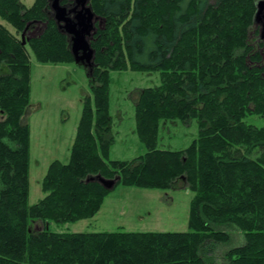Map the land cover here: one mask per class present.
<instances>
[{
  "label": "trees",
  "instance_id": "1",
  "mask_svg": "<svg viewBox=\"0 0 264 264\" xmlns=\"http://www.w3.org/2000/svg\"><path fill=\"white\" fill-rule=\"evenodd\" d=\"M73 0H63L70 4ZM258 0H91L105 19L92 47L96 67L67 163L53 161L30 206V53L42 64L74 62L48 0L28 8L0 0V264H264V58L249 43ZM43 26L26 45L17 34ZM45 24L46 27H45ZM157 71L140 91L136 132L147 152L110 160L111 73ZM257 116L263 125L248 124ZM198 121L183 150L158 148L163 122ZM140 189L193 194L187 232L58 233L54 224L94 218L113 191L92 177ZM40 223L42 229L35 228ZM243 241L217 257V245Z\"/></svg>",
  "mask_w": 264,
  "mask_h": 264
},
{
  "label": "rangeland",
  "instance_id": "2",
  "mask_svg": "<svg viewBox=\"0 0 264 264\" xmlns=\"http://www.w3.org/2000/svg\"><path fill=\"white\" fill-rule=\"evenodd\" d=\"M20 1L28 8L35 2ZM0 23L15 34L8 23L1 19ZM42 30L43 26H39L27 32L26 40L38 36ZM17 35L21 39L22 33ZM249 43L254 49L264 43L260 26H252ZM30 64L31 98L22 121L30 128L29 205L32 206L45 197L41 182L50 164L56 160L69 161L85 98L92 93L88 71L75 62L42 64L30 53ZM259 64L264 66V60ZM0 71L8 72L5 66H1ZM159 85L160 73L157 71L129 68L111 73L109 109L115 143L109 152L110 160L130 161L147 152L136 132L135 107L141 90ZM246 122L258 127L263 125L257 116H249ZM163 124L159 133V149L183 150L199 136L196 119L165 121ZM192 197L193 194L185 188L164 191L119 185L109 194L94 218L67 224L52 223L50 229L58 233L187 232ZM35 228L41 230L42 225L37 223ZM228 232L232 234V243L217 245V257L221 258L225 250L243 241L240 231L231 229Z\"/></svg>",
  "mask_w": 264,
  "mask_h": 264
},
{
  "label": "water",
  "instance_id": "3",
  "mask_svg": "<svg viewBox=\"0 0 264 264\" xmlns=\"http://www.w3.org/2000/svg\"><path fill=\"white\" fill-rule=\"evenodd\" d=\"M48 2L52 18L57 24L58 30L68 38L74 62L86 68L89 77L93 76L96 67V51L92 47V42L98 30L103 28L105 19L93 11L90 4L91 0H73L70 4H63V0H48ZM30 25L31 23H28L22 32L23 45H26L29 40H26L25 35ZM253 25L260 26L261 39L264 40V0L256 2ZM119 179L118 177L108 180L98 175L92 177L90 181H97L106 190L112 191Z\"/></svg>",
  "mask_w": 264,
  "mask_h": 264
},
{
  "label": "flooded vegetation",
  "instance_id": "4",
  "mask_svg": "<svg viewBox=\"0 0 264 264\" xmlns=\"http://www.w3.org/2000/svg\"><path fill=\"white\" fill-rule=\"evenodd\" d=\"M26 36V35H25ZM34 37V36H33ZM261 54L264 56V50L263 49H261Z\"/></svg>",
  "mask_w": 264,
  "mask_h": 264
}]
</instances>
